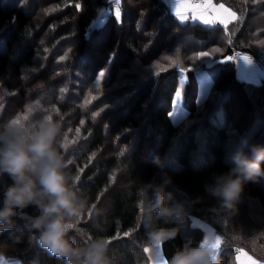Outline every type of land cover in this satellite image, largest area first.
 Returning a JSON list of instances; mask_svg holds the SVG:
<instances>
[{
  "label": "trees",
  "instance_id": "obj_1",
  "mask_svg": "<svg viewBox=\"0 0 264 264\" xmlns=\"http://www.w3.org/2000/svg\"><path fill=\"white\" fill-rule=\"evenodd\" d=\"M213 2L237 13L228 28L216 21L180 22L169 0H122L119 23L108 0H0V123L37 102L53 119L63 118L65 160L73 161L66 171L79 177L76 187L87 201L79 227L109 238L116 264H153L143 251L152 245L137 216L145 186L166 180L167 202L182 203L186 213L181 223L166 226L179 228L161 246L168 264L183 244L204 241L192 217L221 237L213 264H237L241 250L264 264V180L246 186L234 215L212 212L218 205L206 193L213 174L226 172L238 149L264 145V79L249 82L238 76L236 63L220 62L241 51L262 55L264 64V0ZM101 7L108 10L105 23L89 32ZM48 9L54 11L46 14ZM205 50L210 58L192 59ZM189 66L175 123L170 113L179 69ZM200 70L212 80L203 99ZM7 181L0 178V185ZM146 195L154 198L151 189ZM33 211L0 231V256L64 264L27 230Z\"/></svg>",
  "mask_w": 264,
  "mask_h": 264
},
{
  "label": "clouds",
  "instance_id": "obj_2",
  "mask_svg": "<svg viewBox=\"0 0 264 264\" xmlns=\"http://www.w3.org/2000/svg\"><path fill=\"white\" fill-rule=\"evenodd\" d=\"M38 112L43 114L37 117ZM62 119H53L37 102L0 123V178H8L0 185V231L12 228L31 208L34 211L26 228L38 233L36 243L52 257L64 264H116L110 253L111 240L93 237L79 227L87 201L76 187L78 179L66 171L73 161L65 160L68 145L61 134ZM246 147L238 149L228 170L213 174L206 186L207 195L218 205L212 212L236 214L246 186L264 180V145L246 143ZM156 163L160 165L158 158ZM168 183L145 186L137 216L149 245L157 247L177 237L179 228L166 226L181 223L186 214L182 203L167 202L172 200L171 193L164 191ZM149 189L154 198L147 197ZM87 214L91 216L92 208ZM169 264H213L212 253L202 244L189 242L173 253Z\"/></svg>",
  "mask_w": 264,
  "mask_h": 264
},
{
  "label": "snow or ice",
  "instance_id": "obj_3",
  "mask_svg": "<svg viewBox=\"0 0 264 264\" xmlns=\"http://www.w3.org/2000/svg\"><path fill=\"white\" fill-rule=\"evenodd\" d=\"M130 2V0H129ZM108 3L110 5L115 6V13H114V18L115 20L119 23L121 22L122 19V0H108ZM75 8L79 11L82 10V4L81 3H76ZM211 10V12L216 13V19L220 25H222L224 28H228V24L231 20L237 19V13L235 11L230 10L229 7H226L224 3H218L217 4L213 2V0H177V9L174 13L175 17L178 18L180 22H184L189 18L188 14L196 15V18L200 19L203 17V12ZM51 11H54L53 9H48L46 10V14L50 13ZM107 9L101 7L99 11L97 12L94 20L90 21L89 25V32L91 30H99L102 28V26L105 23V17L107 14ZM211 12H209V15H211ZM199 14V15H197ZM203 23L205 25H208L211 23V21L207 18H203ZM139 28V24L137 25ZM149 36H152V33H148ZM86 38H90L89 33H86ZM71 48L68 49L69 52H71ZM214 52H219V48H213ZM237 56H239V53H236ZM211 54L209 51H200L198 52L192 59L194 60H203L204 58H210ZM66 59L67 57H63ZM167 59V57H165ZM233 57L229 55L226 59L221 60V63H227L231 61ZM242 60L246 62L247 64L252 63V58L249 55H243ZM108 63H111V56L109 58ZM157 68L160 67L159 64L156 65ZM208 67H211L209 64ZM163 70V69H162ZM192 71V67L189 66L187 68H181L179 69V76H178V88L175 90V99L172 101V108H173V113L175 114L176 111L179 110L180 107V102L182 100V91L185 89V86L187 84V76L186 73ZM99 77L104 78L106 73L105 71H100L99 72ZM146 78V77H145ZM197 84L198 87L201 89L202 93V99L205 97L208 93V84H209V79H208V74L206 71L200 70L199 75L197 76ZM63 91V89H61ZM95 97H93L94 99ZM99 113H97L98 115ZM79 133V129H77V134ZM71 143H75V141H71ZM68 145V144H67ZM79 179V177H77ZM191 242V241H189ZM203 246L206 247H211V249H216L221 245V237L217 235L215 237V241L209 245V240L204 239L202 243ZM157 247V246H156ZM145 253L150 252L149 247H145L143 249ZM245 256H247L248 264H258V261L253 259L252 256L247 255V253H244ZM237 260H239V257H237Z\"/></svg>",
  "mask_w": 264,
  "mask_h": 264
},
{
  "label": "rangeland",
  "instance_id": "obj_4",
  "mask_svg": "<svg viewBox=\"0 0 264 264\" xmlns=\"http://www.w3.org/2000/svg\"><path fill=\"white\" fill-rule=\"evenodd\" d=\"M169 1L171 3H173L174 0H169ZM197 15H199V14H197ZM207 17L210 18L209 19L210 21L212 20V15H209L208 11H204L202 18L198 19V18H196V15L191 14V15H189V18L184 22H188L189 20H191V18H193L192 22H200V23L204 24L203 18H207ZM246 55H248V54H246ZM249 56L251 57V55H249ZM241 60L239 61L238 66H237L238 67L237 71H238L239 77H241L244 80H248L249 82H252V83H259L262 79H264V72L262 71V69H258V66L253 61L251 64H247L246 62L242 63ZM258 73H259V75H258ZM260 75H262V76L260 77ZM208 79H209V83H210L212 81V80L210 81L211 75L210 76L208 75ZM183 93H184V90L182 91V100H183ZM174 99H175V96H174ZM199 99H202L201 89L199 91ZM182 100L180 102L179 110L176 111L175 114H171V113H173V108H172V111L170 113V116H171L173 122H175V123H177L179 121V118L181 116ZM245 148H246V146H245ZM192 223L195 226L200 227L204 231L205 239L209 240V245H211L215 241V237L217 236V234L215 233L214 229L210 225L198 220L195 217H192ZM219 247L216 249H211V247H208L212 253V260H214L217 251L220 249ZM149 248H150V252H148L147 254L150 257V259L152 260L153 264H168L167 260L165 259L164 255H163L161 246L156 247L155 245H152ZM244 253L245 252H242V250H241L236 255V263L237 264H248L247 256H245ZM237 257H239V260H237ZM0 264H21V262L18 258L0 256ZM34 264H35V262H34ZM258 264H262V263L258 262Z\"/></svg>",
  "mask_w": 264,
  "mask_h": 264
},
{
  "label": "built area",
  "instance_id": "obj_5",
  "mask_svg": "<svg viewBox=\"0 0 264 264\" xmlns=\"http://www.w3.org/2000/svg\"><path fill=\"white\" fill-rule=\"evenodd\" d=\"M197 2H199V0H197ZM105 19H106V17H105ZM236 53H239L240 55L237 56ZM236 53L234 55H232L233 59L231 61L238 65L239 61L242 59V56L246 55V53L241 52V51H238ZM248 55H250V54H248ZM251 57H252V61L258 66V68L262 69V71L264 72V64L260 60L262 55H260L259 57H255V56L251 55Z\"/></svg>",
  "mask_w": 264,
  "mask_h": 264
},
{
  "label": "crops",
  "instance_id": "obj_6",
  "mask_svg": "<svg viewBox=\"0 0 264 264\" xmlns=\"http://www.w3.org/2000/svg\"><path fill=\"white\" fill-rule=\"evenodd\" d=\"M217 4V3H216ZM171 7H172V11L175 13V11H176V9H177V0H174L173 1V3H171ZM217 7H218V4H217ZM227 7V6H226ZM231 10V9H230ZM208 12H211V10H207ZM188 15H191V14H188ZM211 15H212V20H211V23L213 22V21H216V22H218L217 21V19H216V13L215 12H211ZM207 19H210L209 17H207ZM191 20H193V18H191ZM234 20H231L229 23H231V22H233ZM210 23V24H211ZM241 62L243 63L244 61H242L241 60ZM259 69V68H258ZM262 74V73H261ZM258 75H259V73H258ZM262 75H260V77H261Z\"/></svg>",
  "mask_w": 264,
  "mask_h": 264
},
{
  "label": "bare ground",
  "instance_id": "obj_7",
  "mask_svg": "<svg viewBox=\"0 0 264 264\" xmlns=\"http://www.w3.org/2000/svg\"><path fill=\"white\" fill-rule=\"evenodd\" d=\"M182 49V48H181Z\"/></svg>",
  "mask_w": 264,
  "mask_h": 264
}]
</instances>
